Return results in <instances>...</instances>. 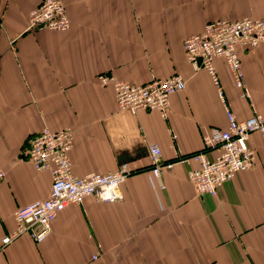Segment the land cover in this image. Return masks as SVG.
<instances>
[{"label":"crops","instance_id":"crops-1","mask_svg":"<svg viewBox=\"0 0 264 264\" xmlns=\"http://www.w3.org/2000/svg\"><path fill=\"white\" fill-rule=\"evenodd\" d=\"M39 1L0 0V240L14 230L16 208L48 195L49 173L35 171L26 155L29 136L42 127L72 129L74 175L121 163L131 172L120 200L88 196L66 205L41 242L26 233L0 241V264H264L263 134L248 137L253 165L214 195L195 193L187 179L192 159L161 171L163 190L146 178L149 145L174 160L176 152L200 151L208 128L226 127L225 107L237 119L264 113V43L237 48L247 97L214 60L224 104L182 50L208 21L264 18V0H63L69 27L61 32L27 29ZM98 74L133 84L178 74L184 88L169 96L165 117L131 114L117 109Z\"/></svg>","mask_w":264,"mask_h":264},{"label":"built area","instance_id":"built-area-1","mask_svg":"<svg viewBox=\"0 0 264 264\" xmlns=\"http://www.w3.org/2000/svg\"><path fill=\"white\" fill-rule=\"evenodd\" d=\"M26 27L28 30H67L69 19L63 0H40L28 11ZM260 43H264V18L216 19L206 22L200 32L185 38L182 50L186 62L194 70L202 68L206 71L224 104L214 60L220 58L223 61L233 85L242 96L247 97L237 48L251 49ZM96 80L102 86L111 87L119 111L134 114L139 110H156L162 117L166 116L169 96L184 88V80L178 74L163 79L152 78L142 84L125 82L105 74H98ZM224 113L226 127L208 128L201 136L200 151L186 155L176 152L174 160L166 161L161 158L156 144L148 146L150 167L146 170V178L153 190L164 189V184L158 183L157 179L162 170H170L175 162L184 163L188 159L196 162V166L188 171L187 179L198 195H214L223 182L253 165L254 151L248 145V137L253 132L264 135V113L253 112L244 119L235 118L228 107H225ZM72 144L73 131L69 127L58 130L42 127L29 136L27 158L35 171L49 173V192L45 198L14 210V230L1 238V244L23 233L34 242H41L49 233L51 222L66 205L80 204L88 196L100 202H114L122 198L119 187L131 172L127 164L121 163L111 172L76 176L71 171L69 157ZM206 150H217L218 154L208 159L204 154ZM3 175L0 168V180Z\"/></svg>","mask_w":264,"mask_h":264}]
</instances>
